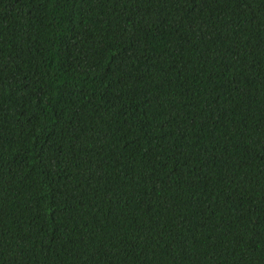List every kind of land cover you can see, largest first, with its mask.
<instances>
[{
    "label": "trees",
    "instance_id": "obj_1",
    "mask_svg": "<svg viewBox=\"0 0 264 264\" xmlns=\"http://www.w3.org/2000/svg\"><path fill=\"white\" fill-rule=\"evenodd\" d=\"M0 264H264V0H0Z\"/></svg>",
    "mask_w": 264,
    "mask_h": 264
}]
</instances>
